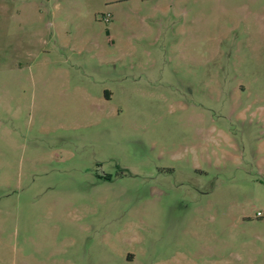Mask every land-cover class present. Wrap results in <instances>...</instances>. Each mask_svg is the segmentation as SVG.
<instances>
[{
    "label": "rangeland",
    "instance_id": "obj_1",
    "mask_svg": "<svg viewBox=\"0 0 264 264\" xmlns=\"http://www.w3.org/2000/svg\"><path fill=\"white\" fill-rule=\"evenodd\" d=\"M0 264H264V0H0Z\"/></svg>",
    "mask_w": 264,
    "mask_h": 264
},
{
    "label": "crops",
    "instance_id": "obj_2",
    "mask_svg": "<svg viewBox=\"0 0 264 264\" xmlns=\"http://www.w3.org/2000/svg\"><path fill=\"white\" fill-rule=\"evenodd\" d=\"M103 97H104L106 100H109V99H110V94H109L107 91H105V92L103 93Z\"/></svg>",
    "mask_w": 264,
    "mask_h": 264
},
{
    "label": "built area",
    "instance_id": "obj_3",
    "mask_svg": "<svg viewBox=\"0 0 264 264\" xmlns=\"http://www.w3.org/2000/svg\"><path fill=\"white\" fill-rule=\"evenodd\" d=\"M108 20H109L108 17H105V18H104V21H105V22H108ZM259 215H260V214L258 213V216H259Z\"/></svg>",
    "mask_w": 264,
    "mask_h": 264
}]
</instances>
